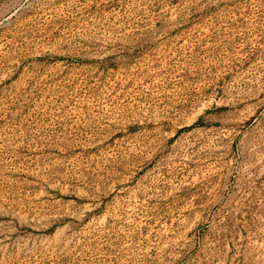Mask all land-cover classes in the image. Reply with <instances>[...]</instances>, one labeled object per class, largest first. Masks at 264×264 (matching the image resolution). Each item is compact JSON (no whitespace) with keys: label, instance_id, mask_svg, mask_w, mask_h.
Masks as SVG:
<instances>
[{"label":"rangeland","instance_id":"obj_1","mask_svg":"<svg viewBox=\"0 0 264 264\" xmlns=\"http://www.w3.org/2000/svg\"><path fill=\"white\" fill-rule=\"evenodd\" d=\"M0 264H264V0H0Z\"/></svg>","mask_w":264,"mask_h":264}]
</instances>
